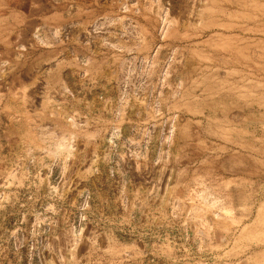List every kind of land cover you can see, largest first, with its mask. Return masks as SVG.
<instances>
[{
	"label": "rangeland",
	"instance_id": "obj_1",
	"mask_svg": "<svg viewBox=\"0 0 264 264\" xmlns=\"http://www.w3.org/2000/svg\"><path fill=\"white\" fill-rule=\"evenodd\" d=\"M0 264H264V0H0Z\"/></svg>",
	"mask_w": 264,
	"mask_h": 264
},
{
	"label": "bare ground",
	"instance_id": "obj_2",
	"mask_svg": "<svg viewBox=\"0 0 264 264\" xmlns=\"http://www.w3.org/2000/svg\"><path fill=\"white\" fill-rule=\"evenodd\" d=\"M262 213V212H261Z\"/></svg>",
	"mask_w": 264,
	"mask_h": 264
}]
</instances>
